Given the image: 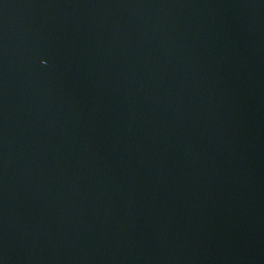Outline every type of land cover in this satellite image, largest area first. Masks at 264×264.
<instances>
[{"label": "water", "instance_id": "1", "mask_svg": "<svg viewBox=\"0 0 264 264\" xmlns=\"http://www.w3.org/2000/svg\"><path fill=\"white\" fill-rule=\"evenodd\" d=\"M0 264H264V0H0Z\"/></svg>", "mask_w": 264, "mask_h": 264}]
</instances>
